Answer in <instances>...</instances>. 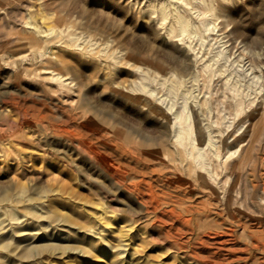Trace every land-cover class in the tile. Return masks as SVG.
<instances>
[{
    "label": "rangeland",
    "instance_id": "374dc122",
    "mask_svg": "<svg viewBox=\"0 0 264 264\" xmlns=\"http://www.w3.org/2000/svg\"><path fill=\"white\" fill-rule=\"evenodd\" d=\"M263 184L264 0H0V264H264Z\"/></svg>",
    "mask_w": 264,
    "mask_h": 264
},
{
    "label": "bare ground",
    "instance_id": "6f19581e",
    "mask_svg": "<svg viewBox=\"0 0 264 264\" xmlns=\"http://www.w3.org/2000/svg\"><path fill=\"white\" fill-rule=\"evenodd\" d=\"M162 15V17L163 18H165L166 16H167V14H161ZM172 24L173 25H175V27L177 28V30H178V34L179 35H186L188 38L190 37V36H192L195 32H194V30L191 28V26H190V24H189V22L187 21V20H185L183 17H181L180 15H178V14H176V13H174V18H173V20H172ZM24 25L26 26V27H29V28H31V29H33L34 30V34H33V32L30 30V31H27V30H25V32H27V33H30V34H33V36L32 37H29L30 38V45L33 47V48H35L36 49V51H38V52H40L39 50H38V48H39V45H37V40L35 39V36L37 37V38H39V40H40V42H41V47L44 45V44H46L48 41H45V39L46 38H48V36H50L52 33H54L55 31L53 30V28H52V26L51 27H44L43 29H41V27L39 26H37L36 25V23L35 22H33L30 18H28L25 22H24ZM35 35V36H34ZM45 36V37H44ZM44 37V38H43ZM50 41V40H49ZM70 82L71 81H69L68 83H62V82H60L59 81V84L62 86V87H67V86H70ZM187 149V148H186ZM196 150H198L197 148H192V149H190V152H186L185 154H184V150L182 151L183 152V154L185 155V157H187L188 155H190V157L194 160V161H196L197 163H198V167H190V173L191 174H189L188 175V178H190L191 179V181L195 184V186H197L199 189H201L202 191H207L208 193H210V194H212V195H214V193H217V196H221L222 195V201L224 202V205L227 207V209H228V207L229 206H231L232 204H234V203H236V202H238V201H241L240 200V197L237 195V192H236V190L231 186L230 187V185H229V183H228V181H226L227 183H226V185H223V186H220L218 183H216L214 186H212L210 183H213V182H215V180H216V177H219V176H221L222 175V173H220L219 172V170H224V171H227L228 169V165H223L222 167H215L214 169H212L211 171L209 170L208 171V169H207V166H206V163H205V160H206V157H205V153H199L198 151L197 152H193V151H196ZM178 154H181V153H178ZM216 157L218 156V153H215L214 154ZM177 158L178 159H174V161L176 162V163H180V162H183L185 159H183V160H181V157L180 156H177ZM204 158V161H199V160H201V159H203ZM172 162H173V160H172ZM174 163V162H173ZM175 164V163H174ZM251 176L254 178V179H257L258 180V176L257 175H255V173H252L251 174ZM261 177V176H260ZM180 179V178H179ZM179 179H178V181H179ZM182 180V179H181ZM175 181V180H174ZM184 181V180H183ZM176 182H177V180H176ZM180 182V181H179ZM178 182V183H179ZM138 183H142V180H139L138 181ZM186 183H189V181L188 182H186ZM262 183V182H261ZM175 184V183H174ZM183 184V183H182ZM185 184V183H184ZM190 184V183H189ZM264 185V184H263ZM182 186V185H181ZM180 185H177L176 187H178L179 189H181V188H183V187H181ZM187 186V185H186ZM189 186V185H188ZM208 186H211L210 188L208 187ZM148 187L150 188V186L148 185ZM175 187V188H176ZM188 188V193H187V196H189V195H191L192 194V192H191V190L189 189L190 187H187ZM151 189V188H150ZM177 189V188H176ZM184 189V188H183ZM196 190V189H195ZM194 191V190H193ZM178 193V192H177ZM185 192H183V194H184ZM186 193H185V195H186ZM181 194V193H180ZM189 194V195H188ZM259 199H261V198H259ZM207 201V200H206ZM232 201V202H231ZM255 201V200H254ZM208 202V201H207ZM174 203L176 204V203H179V202H177V201H174ZM210 203V202H209ZM239 203V202H238ZM257 203L258 202H255V204L257 205ZM206 204V203H205ZM204 204V205H205ZM211 204V203H210ZM217 204V203H216ZM254 204V203H253ZM178 205H180V203L178 204ZM200 205V204H199ZM202 205V204H201ZM203 205V206H204ZM206 205H208V204H206ZM222 205V204H221ZM224 205L222 206V207H224ZM176 207H178V206H176ZM181 207H182V205H181ZM221 207V206H220ZM184 209V211L185 212H189V214L190 213H192V212H195V214H196V211H199V208L198 207H183ZM244 210H249V208H250V205H244ZM180 209V208H179ZM227 209H226V211H227ZM251 209H252V207H251ZM177 210V209H176ZM181 210V209H180ZM225 210V209H224ZM256 210V209H255ZM174 211L175 210H170L169 212L170 213H174ZM201 211V210H200ZM199 211V212H200ZM230 210H228V212H229ZM205 212V211H204ZM232 212V211H231ZM183 213V212H182ZM201 213V212H200ZM262 213V212H261ZM194 214V213H193ZM202 214V213H201ZM205 214V213H204ZM172 215V214H171ZM179 215H180V212H179ZM179 215L177 216V217H179ZM205 215H207V213L205 214ZM234 214H232V216H233ZM239 215V214H238ZM252 215H253V213H252ZM260 215V214H259ZM196 216V215H195ZM226 216H230V212L229 213H227V215ZM191 217V216H190ZM199 217V216H198ZM203 217H205V216H203ZM235 217H237V216H235ZM185 218V217H184ZM197 218V217H196ZM200 218V217H199ZM208 218V217H207ZM230 218H231V216H230ZM182 219V218H181ZM187 219V218H186ZM204 219V218H203ZM202 219V220H203ZM233 219V218H232ZM205 220V219H204ZM231 220V219H230ZM264 220V219H263ZM179 221H181V220H179ZM189 221V220H188ZM188 221H185V222H187L188 223ZM195 221H197V219L195 220ZM199 221V220H198ZM197 221V222H198ZM211 221V220H210ZM184 222V221H183ZM201 222H203V221H201ZM206 222V221H205ZM243 222V221H242ZM212 223V222H211ZM211 223H209V225H212ZM195 224V223H194ZM216 224V223H215ZM178 225V224H177ZM183 225V224H182ZM191 225V224H190ZM205 226H207L206 224H205ZM214 226H216V225H214ZM237 226H240V224L238 225L237 224ZM190 227V226H189ZM201 227H203V226H201ZM209 227H211V226H209ZM229 227V226H228ZM178 228H180V226L178 227ZM216 228V227H215ZM196 229H200V227L198 226ZM239 229V228H238ZM183 230H184V228H183ZM188 230V229H187ZM201 230V229H200ZM190 231V230H189ZM234 231V230H233ZM191 232V231H190ZM190 232H188V233H190ZM197 233V232H196ZM204 233V232H203ZM191 234V233H190ZM193 234V233H192ZM191 236V235H190ZM200 236V235H199ZM250 240H248V245H250L251 246V248H253V251L254 250H257V251H259V250H261L262 252H264V242H262V240L261 241H259L258 239H255V235H253V234H251L250 236ZM201 239H203V238H201ZM262 239V238H261ZM221 242V241H220ZM223 242V241H222ZM199 243H201V244H204V242L203 241H200ZM226 243V242H225ZM228 243V242H227ZM196 246V245H195ZM199 246V245H198ZM194 251V250H193ZM252 253V252H251Z\"/></svg>",
    "mask_w": 264,
    "mask_h": 264
}]
</instances>
